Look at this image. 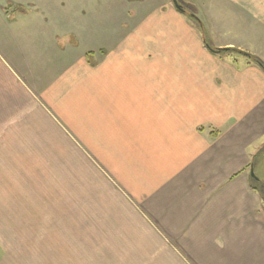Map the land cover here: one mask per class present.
Segmentation results:
<instances>
[{
    "label": "crops",
    "instance_id": "obj_1",
    "mask_svg": "<svg viewBox=\"0 0 264 264\" xmlns=\"http://www.w3.org/2000/svg\"><path fill=\"white\" fill-rule=\"evenodd\" d=\"M98 1L0 0V264H264V0Z\"/></svg>",
    "mask_w": 264,
    "mask_h": 264
},
{
    "label": "rangeland",
    "instance_id": "obj_2",
    "mask_svg": "<svg viewBox=\"0 0 264 264\" xmlns=\"http://www.w3.org/2000/svg\"><path fill=\"white\" fill-rule=\"evenodd\" d=\"M117 1L118 2L113 6L114 9H116L114 12L117 16V22H123L126 7L125 5L120 4V0ZM94 5H96V3L92 5H86L83 8V11H90L91 13L95 11V13L100 14L101 20L103 21L104 15L108 13L106 10L110 4L107 2V0H99L98 6L94 8ZM39 209L40 211L36 213L37 217L32 218V234L21 235V249L18 250V248L15 247L14 250L11 251L20 259L30 258L26 264H45L46 258L48 262L53 264L59 262L58 260L62 258L65 259V262L67 260L66 258L74 257L73 260H75L77 255L76 251L72 250V248L76 247V236L71 235V241L62 242L60 237V229L58 228L60 226V219H47L48 217L46 216L48 213L45 212L44 204H41ZM46 247L49 248V250L46 251ZM84 257L90 258L89 262H92L91 251L83 252L82 258Z\"/></svg>",
    "mask_w": 264,
    "mask_h": 264
},
{
    "label": "trees",
    "instance_id": "obj_3",
    "mask_svg": "<svg viewBox=\"0 0 264 264\" xmlns=\"http://www.w3.org/2000/svg\"><path fill=\"white\" fill-rule=\"evenodd\" d=\"M188 17H190L189 13H188ZM192 18L194 19L195 17H192ZM199 28H200V26H199ZM206 45H207L208 49L214 54H219V53L229 52V51L240 53L241 55H243L246 58V63L247 64L253 63L257 67H259L262 71H264V61L261 60L260 58L256 57V56H253V55L245 52V51L238 50V49H235V48H225V49H219V51L216 52L215 51V50H217L216 48H211L207 43H206ZM263 150H264V144L260 148L259 151H263ZM254 157H255V155H254ZM250 181H251L252 188L254 190H256L260 195H262L264 197V182L256 179L255 177H251Z\"/></svg>",
    "mask_w": 264,
    "mask_h": 264
},
{
    "label": "water",
    "instance_id": "obj_4",
    "mask_svg": "<svg viewBox=\"0 0 264 264\" xmlns=\"http://www.w3.org/2000/svg\"><path fill=\"white\" fill-rule=\"evenodd\" d=\"M172 2H173L174 6H175L177 9H179V10H183L182 7L180 6V4H178L177 0H172ZM191 16L194 17L193 14H191ZM215 51L218 52L219 49H217V50H215ZM250 175H251V177H254V173H253L252 170L250 171Z\"/></svg>",
    "mask_w": 264,
    "mask_h": 264
}]
</instances>
